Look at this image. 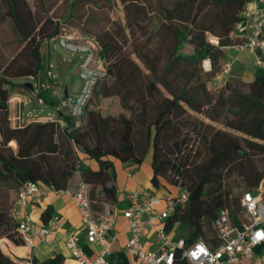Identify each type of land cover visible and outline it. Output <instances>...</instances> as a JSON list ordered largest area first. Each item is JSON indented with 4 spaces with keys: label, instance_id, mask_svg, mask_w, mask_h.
Wrapping results in <instances>:
<instances>
[{
    "label": "trees",
    "instance_id": "obj_1",
    "mask_svg": "<svg viewBox=\"0 0 264 264\" xmlns=\"http://www.w3.org/2000/svg\"><path fill=\"white\" fill-rule=\"evenodd\" d=\"M4 1L9 5L15 37L10 51L0 44V238L23 243L13 213L15 198L3 200L7 191L17 194L27 181L65 190L78 173L90 185L95 210L105 199L119 205L113 158L141 164L148 152L154 191L162 186L173 198L171 184L184 188L188 196L167 216V232L182 226L187 242L202 239L212 245L217 242L213 219L222 207L235 224L248 221V217L242 219V194L257 188L264 178V162L259 167L252 153L264 150V65L257 66L248 81L228 76L218 94L207 86V80L221 71L225 49L234 43L232 31L243 20L248 0H120L125 23L109 18L94 31L87 24L97 19L87 10L78 31L96 39L106 74L96 81L79 125L52 94L56 82L49 74L51 59L46 47L66 24L33 12L28 0ZM82 1L91 8L99 4L98 0H69L67 16ZM107 3L111 8L116 2ZM207 59L211 68L203 70L202 62ZM22 77L33 79L34 93L57 108L56 118L12 124L9 98L13 92L29 90L19 80ZM94 94L118 98L119 110L111 113L91 107ZM186 104L247 137H236L194 117ZM187 127L192 136L187 137ZM92 160L97 168L91 167ZM224 169L235 174L241 185L231 183L226 197H221ZM170 170L175 174L173 180ZM50 215L48 207L42 217ZM110 261L129 264L122 252ZM57 263L52 258L43 264ZM0 264L17 261L0 247ZM174 264L190 262L178 252Z\"/></svg>",
    "mask_w": 264,
    "mask_h": 264
},
{
    "label": "built area",
    "instance_id": "obj_2",
    "mask_svg": "<svg viewBox=\"0 0 264 264\" xmlns=\"http://www.w3.org/2000/svg\"><path fill=\"white\" fill-rule=\"evenodd\" d=\"M243 16V20L236 23L232 31L234 43L228 47L234 50L235 55L232 60H226L223 63L225 72L232 69L238 53L244 50H249L256 55L257 66L264 65V0H248ZM76 37L64 30L57 36L56 41L68 50L80 54L79 74L83 79L81 90L74 96L70 94H66L65 97L58 96L60 106L67 108L76 119V124L79 125L84 106L98 78L106 74V67L104 59L99 55L96 39L80 34ZM49 74L53 75L50 71ZM29 118L25 120L21 114L16 117V123L32 119L41 120L38 115ZM60 123L62 126L65 124L64 121ZM50 188L56 190L53 187ZM182 189L181 194L173 198L168 195L159 196L150 191L130 190L124 194L127 206L120 211L127 220L129 231L125 249L138 259V264H174L178 252L190 264H236L242 256L254 255L255 247L264 242L263 182L254 190L244 191L242 194L241 205L247 214V222L242 225L235 224L227 208L222 207L218 211L213 219L217 242L212 245L202 239L187 242L183 235L172 239L164 229L165 220L175 206L187 201V192L184 188ZM46 191V187L41 183L27 181L19 188L15 196L13 213L18 221L23 243L29 246H34L32 233H37L44 239L49 233L57 232L61 228V223L53 218L48 225L39 226L32 221L30 205L42 197ZM67 191L81 214L86 241L93 244L96 250L92 254L88 253L79 242L77 235L65 231L67 248L78 264H112L110 256L112 244L117 238L114 226L119 211L118 206L105 199L95 210L90 197V185L82 179H79L75 189H67ZM163 201L164 208L157 209L156 206ZM151 232L156 233L157 241L155 247L149 248L145 241ZM17 264L36 263L29 257Z\"/></svg>",
    "mask_w": 264,
    "mask_h": 264
},
{
    "label": "rangeland",
    "instance_id": "obj_3",
    "mask_svg": "<svg viewBox=\"0 0 264 264\" xmlns=\"http://www.w3.org/2000/svg\"><path fill=\"white\" fill-rule=\"evenodd\" d=\"M98 1L99 4L96 5V7L94 8H91L90 5H88L85 1L78 2L79 3L78 10H75L76 12L74 14L67 16L69 0H28L30 4L29 6L31 7L33 12H37V13L39 12L42 16L45 17L50 16L51 18L54 19V21L57 20L63 22L64 24H66V29H65L66 33H71L74 37L79 36L80 34L78 29L80 30L81 27L83 26L81 23L84 22V17L86 14L85 12L87 10H90L91 14L93 13L95 18L97 19L96 23L91 22L87 24L89 29L92 31L96 30V28H98L99 26H104L105 24H107L109 22V18L116 19L121 24L125 23V11L123 8V4L120 0H115L116 3L111 8L107 3V0H98ZM8 10H9L8 3L4 0H0V16L2 14H5L3 20L1 19L0 22V44L4 46L5 50L10 51L14 48L12 40L15 37V29L13 26L12 16L7 13ZM210 39L212 41H215V38L213 36H210ZM138 40L141 41L142 39L139 38ZM46 49H49V56L51 59L50 72L53 74L52 76L56 82L55 86L52 87L53 89L52 94L55 96L63 95L64 89L67 86L69 94L74 96L81 90V87L83 85V79L79 74L80 54L68 50L67 48L61 46L57 41L50 42L49 45L46 47ZM187 50L191 51L192 49L189 47L187 48ZM233 51L234 50L230 47L226 48L225 50L226 60L233 59L235 55ZM238 55H239V60L233 63V68L239 66L241 75H243V77L245 78L252 77L254 73V67L252 64L253 63L252 55L248 54L247 51H242L238 53ZM137 60L139 61V59ZM202 68L203 70H205L204 61L202 62ZM221 71H223L222 66H221ZM232 73L233 71L230 70L228 72H225V76L223 78H218L217 75H215L212 78H209L207 80V86L209 90L214 94H218V92L224 86L226 78L228 76H233ZM204 77L206 78V76ZM20 81L26 82L29 80L27 79V77H22L20 78ZM20 91H23L22 95L25 97L26 102H24V104L21 102V105H19V103L17 102L15 104V99H14L15 95L14 94L11 95V100H12L11 112L15 113V115L18 116L20 111L21 114L23 115V119L27 120L32 115L56 114L57 108L55 106L49 105L46 102L39 101L38 97L33 92L34 90L31 92L30 90L27 89L26 90L23 89ZM227 94L229 95L228 92ZM90 105L91 107H98L102 109L103 112L116 113L119 110L118 98L108 97L99 94L93 95L90 101ZM186 107L194 117L198 119H202L205 122H209L213 124L216 128L226 129L236 137H247V135L241 131H238L234 128H230L222 124L221 122L209 119L207 116H205L203 112H199L192 109L190 105L186 104ZM229 115L231 116V114ZM186 133H187V137L193 135L190 132L189 127H187ZM241 142L246 145L245 141L241 140ZM11 144L13 146H16L15 141H12ZM252 153L255 154L254 159L256 160V163L259 165V167L263 168L262 163L264 162V150L259 149ZM95 163L97 164V162ZM173 173H174L173 170L169 171L171 180L175 178V174ZM179 178L180 177H178L177 179L179 180ZM223 179L225 180L224 191L221 197H226L227 190L231 183L234 182L237 187L238 185H241L240 180H238V177L235 174L228 173L227 169L223 170ZM169 186L173 190L175 196H179L183 191V189L180 187H175L174 185L171 184ZM160 190L156 189L155 191V193L159 196H163L162 195L163 192L169 193V191L162 186L160 187ZM7 194L8 197L4 196L3 200H8L9 202H11L16 196V191L14 190H12L11 192L7 191ZM236 195H239V193H236ZM122 206H124V204H122ZM242 219L244 221H247V216L244 212L242 213ZM186 231L187 230L184 227L179 226L171 229L168 232V236L173 239L178 235H184Z\"/></svg>",
    "mask_w": 264,
    "mask_h": 264
},
{
    "label": "crops",
    "instance_id": "obj_4",
    "mask_svg": "<svg viewBox=\"0 0 264 264\" xmlns=\"http://www.w3.org/2000/svg\"><path fill=\"white\" fill-rule=\"evenodd\" d=\"M226 50V49H225ZM248 54L253 57V67L254 73L252 77H243L240 72L239 66L233 68L232 66V75L241 80H251L254 77L257 65H256V55L249 51ZM233 53H235L233 51ZM237 60H239V55H237ZM226 55L222 59V65L226 61ZM205 70H209L211 68L210 60H204ZM209 65V66H208ZM225 76V71H220L217 74L218 78H223ZM32 79L28 77L27 79L30 82ZM20 80V79H19ZM32 83V82H31ZM224 83V82H223ZM34 86V85H33ZM34 90V89H33ZM33 90H30L33 91ZM65 90H68L67 86ZM23 91L13 92L15 104L16 102L21 105V102L24 104L26 102L25 97L22 95ZM34 92V91H33ZM69 93V92H68ZM11 94V95H12ZM11 96L9 98V111H10V119L12 124L16 123L15 113L11 112ZM21 115L19 111L18 116ZM34 116V115H32ZM42 119L56 118V114H48V115H38ZM30 119V118H29ZM114 166H115V178L113 182L116 183L118 188V199L120 204L117 205L118 214L116 218V223L114 226V231L117 233V238L112 244V253L110 259H115L116 255L120 252L125 253L128 258L129 264H138V259L132 255H130L125 249V243L129 236V231L127 228V220L122 215L120 209L127 206V200L124 199V194L130 190L136 191H150L154 192V186L151 183V178L153 174L152 169V157L151 153L148 152L145 160L141 164H137L134 161H121L117 158H113ZM90 165L93 168H97V164L92 160L90 161ZM79 174L76 173L69 180L68 186L65 190H53L48 185H44L47 189L46 193L40 197L39 199L33 201L30 205V215L32 221L36 225H48L50 220L53 218L61 223V228L57 232L49 233L46 238H41L37 233H32L31 236L34 240V246H29L27 244H15L7 237L0 238V247L3 252L18 262L25 260L26 258L31 257L36 264H43L45 261L56 258L57 264H78L74 256L71 254L70 250L66 246V236L65 231L69 233H74L79 237V242L83 245L85 250L92 254L95 252L96 248L93 244H90L86 241V232L85 227L81 220V214L79 209L72 198V196L68 193L67 189L73 190L76 188V185L79 181ZM264 183V178L261 180ZM260 182V183H261ZM160 190V189H157ZM161 191V190H160ZM168 193H162L163 196H166ZM124 204V206H122ZM165 206V202L163 201L161 204L157 205V209H163ZM50 208L51 215L48 219H43L42 214L44 210ZM157 236L156 233L151 232L149 236L146 238L145 244L147 247L152 248L156 246ZM112 261V260H111ZM112 264H114L112 262ZM124 264V263H122ZM236 264H264V242L257 245L254 249V255L252 257L242 256L240 261Z\"/></svg>",
    "mask_w": 264,
    "mask_h": 264
},
{
    "label": "water",
    "instance_id": "obj_5",
    "mask_svg": "<svg viewBox=\"0 0 264 264\" xmlns=\"http://www.w3.org/2000/svg\"><path fill=\"white\" fill-rule=\"evenodd\" d=\"M26 85L28 86L29 90H33L34 86L31 82H26ZM65 93L67 94V90L65 91Z\"/></svg>",
    "mask_w": 264,
    "mask_h": 264
},
{
    "label": "bare ground",
    "instance_id": "obj_6",
    "mask_svg": "<svg viewBox=\"0 0 264 264\" xmlns=\"http://www.w3.org/2000/svg\"><path fill=\"white\" fill-rule=\"evenodd\" d=\"M209 66V65H208Z\"/></svg>",
    "mask_w": 264,
    "mask_h": 264
}]
</instances>
